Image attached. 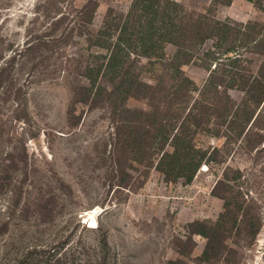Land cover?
<instances>
[{
	"label": "rangeland",
	"instance_id": "rangeland-1",
	"mask_svg": "<svg viewBox=\"0 0 264 264\" xmlns=\"http://www.w3.org/2000/svg\"><path fill=\"white\" fill-rule=\"evenodd\" d=\"M133 1L0 0V264H264V108L248 138L224 123L248 106L243 80L264 69V0H170L231 29L227 43L213 32L186 53L190 105L184 91L165 99L181 81L171 44L159 59L124 51L125 69L156 92L121 89L125 73L107 68ZM232 73L243 78L233 87ZM189 111L195 146L220 152L186 183L157 168L150 126ZM136 125L151 128L142 151ZM225 198L238 220L216 226Z\"/></svg>",
	"mask_w": 264,
	"mask_h": 264
},
{
	"label": "trees",
	"instance_id": "trees-1",
	"mask_svg": "<svg viewBox=\"0 0 264 264\" xmlns=\"http://www.w3.org/2000/svg\"><path fill=\"white\" fill-rule=\"evenodd\" d=\"M229 2L230 1L228 0L226 3L228 4ZM179 10H183L182 6L177 2L170 0L133 1L124 23L119 25V36L116 44H114L112 48V54L110 55L107 64V68L111 73L118 67L119 72L122 71L125 73V77L122 78L119 88L129 90L135 82H138L139 85L148 90L155 92L159 90L160 87L156 85L138 81L136 77L132 75L129 68L125 69L124 51H128L133 46H136L141 50V53L145 58H162L164 45L171 44L176 47V51L169 60L170 70H168L176 77H180L181 81L177 85L179 87L175 86V93L167 94L165 99H176L179 95L178 93L184 91L181 103H183V105H190L191 96L188 95L189 93L187 89L189 90L190 86L193 87L194 83L185 76L182 70V65L189 62V59L185 58L186 53L190 51V47H195L196 45L200 47L203 45L207 38L214 35L213 32L216 33L221 43H227L231 29L225 23L223 24L218 21L212 22V24L206 23V16L204 14H192L188 12L185 14L184 12L183 16L182 12ZM90 11H92L89 17V21L91 22L93 10ZM193 16H195V18H193ZM247 26L248 25L241 26V29L238 31V42L246 43V39L249 37V34L246 32ZM203 34H206V36H202ZM158 51L161 52L159 53ZM232 51H234L233 47L224 50L226 54ZM205 54L211 56L212 52L208 50ZM213 59H215V57ZM229 59L233 64L238 62V58ZM216 66L217 63L215 64V68ZM98 72L99 70L97 73ZM211 74L214 76L215 72L212 70ZM242 79L243 78L237 73H232L230 76L231 87H233V83L242 81ZM243 81L245 85H247V88H241V91H243L245 95L244 101H247V105L252 106L253 109L247 110L248 106H245L239 114V110H236L231 114L228 112L225 117H230L229 121L227 122L225 119L224 123H227L228 131L234 132L238 137L245 139L248 138L250 133L253 134L252 131H254V129H252L251 126L257 123L261 110L264 108V69L261 70L260 74L256 75L252 80ZM210 83L214 84V78H211ZM224 95H226L227 99H230L226 92ZM192 117H194L193 111H189L177 126H173V118H169L168 120L157 119V127L155 128L154 125L150 126L154 131L155 142L163 143L161 150L162 154L158 161L157 168L162 170L166 177H171L174 180L183 178L186 183H190L193 180L202 164L215 161L216 156H218L220 152L219 149L214 148L208 155L206 150L195 146L193 142L194 129L199 124L196 121L200 120L197 119L195 121V118ZM155 121L156 118H152L153 124ZM151 128L150 130H147V126L144 125H136L134 127L136 135L133 138V141L136 144V148H139V151H142L144 148L143 144L146 140L144 134L151 133ZM256 135L260 136L258 133ZM169 139L172 143L170 145L173 148L171 152L166 151L165 148ZM226 177L227 175L225 178ZM220 183L222 184V181ZM224 201V211L221 214L219 221L215 223L217 224L216 226L222 224L224 218L231 216L233 213L234 221L236 222L238 220L235 212L231 210V201L228 198H225ZM245 203L246 200L243 199L239 209H241L242 205ZM242 219L244 220L243 215H241V221ZM201 234L206 235V231L203 230ZM255 234L256 232H254L252 236L254 237Z\"/></svg>",
	"mask_w": 264,
	"mask_h": 264
},
{
	"label": "bare ground",
	"instance_id": "bare-ground-1",
	"mask_svg": "<svg viewBox=\"0 0 264 264\" xmlns=\"http://www.w3.org/2000/svg\"><path fill=\"white\" fill-rule=\"evenodd\" d=\"M93 214V213H92ZM93 221H94V219L93 218H91ZM96 222V221H95ZM93 224V223H92Z\"/></svg>",
	"mask_w": 264,
	"mask_h": 264
}]
</instances>
